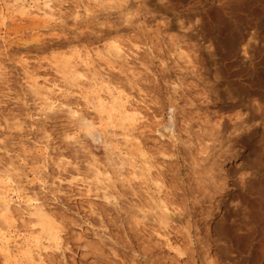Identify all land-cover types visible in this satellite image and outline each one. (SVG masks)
<instances>
[{
  "label": "rangeland",
  "instance_id": "374dc122",
  "mask_svg": "<svg viewBox=\"0 0 264 264\" xmlns=\"http://www.w3.org/2000/svg\"><path fill=\"white\" fill-rule=\"evenodd\" d=\"M45 1L0 0V264H264V0Z\"/></svg>",
  "mask_w": 264,
  "mask_h": 264
},
{
  "label": "bare ground",
  "instance_id": "6f19581e",
  "mask_svg": "<svg viewBox=\"0 0 264 264\" xmlns=\"http://www.w3.org/2000/svg\"><path fill=\"white\" fill-rule=\"evenodd\" d=\"M52 5H54L53 3H51V1L49 0V1H45L44 2V14L45 15H48V16H53L54 14H55V11H54V8H53V6ZM37 11H41V9L40 8H38V9H36ZM42 12V11H41ZM117 54H118V56L119 57H123V55L125 54V51H124V47L123 46H121V45H119L118 47H117ZM131 57V56H130ZM91 55L90 54H88L87 55V58H85V59H83V58H81L80 57V64L82 63V65L83 66H90L91 65ZM34 84V83H33ZM35 86H36V84H35ZM44 87V86H43ZM55 87H44L43 89H42V94L44 95V100H45V102H47L49 105H51V106H53L54 107V105H55V103L54 102H52L51 101V95L53 94V93H56L57 91L58 92H60L61 91V88H59V87H56L57 89L55 90L54 89ZM87 102H89V97H86V96H84L83 97ZM95 98H97L98 99V104L102 107V108H104V107H106V105H108V102L105 100V99H103L102 98V96H101V93H100V91H98L97 92V97H95ZM92 99V98H91ZM132 102V101H131ZM131 102H129V101H124L121 97H114L113 98V105L111 106V108H116V106L117 105H120L122 108H123V111L125 112V113H127V115H131V119H130V122H129V132H132V131H135L136 129H137V127H138V125L140 124V121H141V119H142V117L143 116H141V113L137 110V107H135V106H133L132 105V103ZM135 103V102H134ZM89 104V103H88ZM127 104V105H126ZM57 106V105H56ZM70 112H71V110H70ZM75 112V114H76V111H74ZM73 115V114H72ZM261 115V114H260ZM260 115H258V117H257V115H256V117L254 116V120L256 119V118H260ZM257 120V119H256ZM227 123V122H226ZM244 123H245V121L243 120V121H241V124H240V126H235V130H239V129H242L243 130V132H244V130L246 131L247 129H245L246 128V125H244ZM225 124V123H224ZM90 125V124H89ZM227 125H228V123H227ZM225 126H226V124H225ZM227 127H229V126H226V128ZM226 128H225V130H226ZM222 131V130H221ZM91 133V132H90ZM219 133V132H218ZM222 133V132H221ZM93 134V133H92ZM131 134V133H130ZM93 135H96V134H93ZM219 135V134H218ZM221 136L222 135H220V138H221ZM93 137V136H92ZM218 137V136H217ZM216 137V138H217ZM95 138V137H94ZM229 138H230V135H229ZM231 139V138H230ZM213 140H215V139H212V141ZM219 140V139H218ZM242 141H240V140H237L234 144H232V145H242L243 144V138L241 139ZM252 140V139H251ZM216 141V140H215ZM227 141V140H226ZM231 140H229V142H230ZM253 141V140H252ZM218 142H220L219 144H221V142L222 141H218ZM245 142V141H244ZM228 143V142H227ZM249 143V142H248ZM218 144V145H219ZM222 144H224L223 142H222ZM258 144V142L257 143H249V144H247L248 145V151H249V155L251 156V155H256L257 154V152H258V150H259V148H258V146L259 145H257ZM216 146V145H215ZM214 146V147H215ZM242 147H243V145H242ZM223 148V145H221V149ZM230 148H231V145H229V150L227 149V150H221V151H223V153H225V156L226 155H230V154H228V153H230ZM221 153V152H220ZM219 153V154H220ZM215 154V153H214ZM219 154H216V155H219ZM222 154V153H221ZM224 155V154H223ZM235 173V172H234ZM13 183V182H12ZM11 184V183H10ZM12 186H13V184H12ZM16 187V186H15ZM238 187V186H237ZM241 187V186H240ZM238 188V191H237V195H236V197L244 204V205H246L247 206V208H249L250 210H251V212H252V215H253V220H254V225H253V228H252V230H250V232L249 231H247L248 233H246L245 235H242V236H239V235H235V236H231V239H232V241L239 247V248H241V249H244V251L243 252H245L246 250V248L247 247H249V245H250V243H251V241L254 239V237H255V234H257V233H259V232H263V234H264V225H262L261 227H260V230H258V228H259V226H260V221H259V215H263V217H264V202H262V201H260L259 199H257V198H255V197H252V195L251 194H249L246 190H244V188L243 187H241V188ZM12 188V187H11ZM17 188V187H16ZM20 188V187H19ZM15 189V188H14ZM24 191H25V189H23ZM10 192V191H9ZM9 192L8 191H5L4 193H3V195H4V199H5V204H4V207H2L3 208V215H4V218H5V220L6 221H8V223L10 222L11 224H14V222H16L17 220H16V218H15V213H14V211L12 210V200L9 198L8 199V197H9ZM253 192V191H252ZM251 192V193H252ZM13 193V192H12ZM11 194V193H10ZM33 201H35V200H33ZM25 203V202H24ZM35 203V202H34ZM32 205V204H31ZM39 205V204H38ZM38 205H37V207H38ZM33 206H36V205H33ZM32 206V207H33ZM40 206V205H39ZM36 208V207H35ZM41 207H38V209L40 210V212L37 214L38 216H39V218L40 219H45V218H47L48 216H47V214L44 212V210H42V209H40ZM169 211V208L167 207V206H165V211L164 212H168ZM36 212H37V210H36ZM2 213V212H1ZM166 215H168V214H166ZM263 221V220H262ZM261 221V222H262ZM227 225V224H226ZM224 227V226H223ZM226 227V226H225ZM43 229L44 230H46V231H48V233H49V235H51V236H53L55 233L54 232H56V231H54V230H56V228H55V226H53L52 224H50L49 223V220L48 221H45V223L43 224ZM54 231V232H53ZM5 234H6V232H5ZM57 238V237H56ZM1 241H2V243H3V246H4V252H5V254L7 255V256H10V257H12V254H13V251L11 250V241H10V238H8V236L7 235H2L1 236ZM15 241V240H14ZM15 245V244H14ZM13 245V246H14ZM210 257H211V255L210 254H208ZM14 258H15V262H17L19 259H18V257L15 255L14 256ZM35 259V258H34ZM44 259V258H43ZM43 259H39V261L41 262V263H45L44 262V260ZM18 264V263H17Z\"/></svg>",
  "mask_w": 264,
  "mask_h": 264
}]
</instances>
